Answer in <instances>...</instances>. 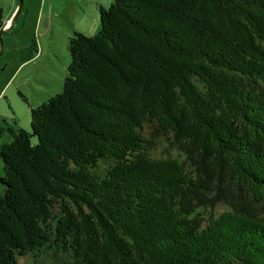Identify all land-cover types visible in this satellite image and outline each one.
<instances>
[{
	"label": "trees",
	"instance_id": "1",
	"mask_svg": "<svg viewBox=\"0 0 264 264\" xmlns=\"http://www.w3.org/2000/svg\"><path fill=\"white\" fill-rule=\"evenodd\" d=\"M68 48L0 126V264H264V0H113Z\"/></svg>",
	"mask_w": 264,
	"mask_h": 264
},
{
	"label": "rangeland",
	"instance_id": "2",
	"mask_svg": "<svg viewBox=\"0 0 264 264\" xmlns=\"http://www.w3.org/2000/svg\"><path fill=\"white\" fill-rule=\"evenodd\" d=\"M78 1L47 0L46 9L39 18L35 14L36 11L31 10L24 25L21 24L19 29L15 30V35L6 37L5 40L3 38L5 35L2 37V46H0L1 126L8 123L18 128L32 130V108L63 91L67 67L71 62L68 38L72 34L71 22L75 23L72 19L74 18L73 8L77 4H82L84 9H96L99 16L97 26L92 24V15L86 18L88 24L83 26L87 30L91 29L90 35H94L100 28V11L97 6H94L95 2H103L104 6L108 7L113 0ZM0 4L6 6L8 0H0ZM52 5H54L53 10ZM16 13L17 9L13 17ZM19 14L15 18L16 21ZM6 15L8 16L9 12ZM23 18L24 16L20 17L21 23ZM12 137L11 133L5 130L0 135V149L1 145L12 140ZM3 174V161L0 157V176ZM226 201V199L223 200V202ZM224 206L219 205L220 208ZM220 208L215 209L218 211ZM21 261L31 263L26 256L21 257Z\"/></svg>",
	"mask_w": 264,
	"mask_h": 264
},
{
	"label": "crops",
	"instance_id": "3",
	"mask_svg": "<svg viewBox=\"0 0 264 264\" xmlns=\"http://www.w3.org/2000/svg\"><path fill=\"white\" fill-rule=\"evenodd\" d=\"M19 1L20 0H8V4H6V6H3L1 4L3 6L4 12H5V25L6 26L13 19V14L15 13L16 9H18ZM75 1H78V0H75ZM46 2H47V0H24L23 7H22L21 12H20V14L18 16V20L17 21L15 20V22L13 23L9 33H5V36L3 37L4 40H5L6 37L9 38V36H11V35L13 36V35L16 34L15 30L17 31L21 24L24 25V23L26 22V18L30 14L31 10L36 11V13L35 12L34 13L39 18V16L41 14H43L45 9H46V7H45L46 6ZM78 2H80V1H78ZM80 3H82V2H80ZM94 6H97L99 8V11H100L101 6H104V4H103V2L96 1ZM51 9L52 10L54 9V5H52ZM49 10H50V7H49ZM7 12H9L8 16L6 15ZM72 12H74L73 13V17L74 18H72V19H74L75 23L71 22L72 26L69 25L70 28H71V33L74 30H77V31L84 32L86 34H91L92 30L91 29L87 30L86 28H83V26H86L88 24V21H87L86 18L89 15L93 16L92 24L95 25V27L97 26V22L99 20V16H98V13L96 12V9L95 8L84 9L82 4L81 5L77 4L73 8ZM21 16H24V18L22 20V23L20 22V17ZM65 24H67V23H65ZM53 50L55 51V49H53Z\"/></svg>",
	"mask_w": 264,
	"mask_h": 264
},
{
	"label": "water",
	"instance_id": "4",
	"mask_svg": "<svg viewBox=\"0 0 264 264\" xmlns=\"http://www.w3.org/2000/svg\"><path fill=\"white\" fill-rule=\"evenodd\" d=\"M23 2L24 0H20L19 4H18V9H17V13L16 15L13 17V19L10 21V23H8V25H4L1 29H0V46H2V37L5 35V33H9L13 23L15 22V18L16 16L21 12V9L23 7Z\"/></svg>",
	"mask_w": 264,
	"mask_h": 264
},
{
	"label": "flooded vegetation",
	"instance_id": "5",
	"mask_svg": "<svg viewBox=\"0 0 264 264\" xmlns=\"http://www.w3.org/2000/svg\"><path fill=\"white\" fill-rule=\"evenodd\" d=\"M4 132V131H3ZM3 134V133H2ZM0 135H1V133H0Z\"/></svg>",
	"mask_w": 264,
	"mask_h": 264
}]
</instances>
